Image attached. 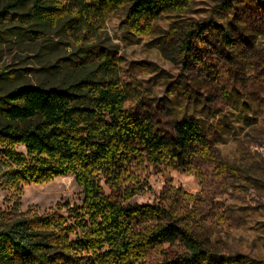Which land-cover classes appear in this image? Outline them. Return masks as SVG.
I'll return each mask as SVG.
<instances>
[{"label": "rangeland", "instance_id": "rangeland-1", "mask_svg": "<svg viewBox=\"0 0 264 264\" xmlns=\"http://www.w3.org/2000/svg\"><path fill=\"white\" fill-rule=\"evenodd\" d=\"M139 23L114 9L96 32V44L115 54L124 109L166 139L176 122L194 120L209 156L196 157L189 171L147 166L146 186L128 203L161 201L211 252L264 260V4L167 0L157 18ZM33 30L0 17V96L23 84L91 77L93 67L62 66L76 49L71 40L54 29L35 38ZM17 196L21 212L43 213L57 203L80 205L83 193L72 175L25 185L19 194L0 188V212L11 211ZM158 259L149 252L144 263Z\"/></svg>", "mask_w": 264, "mask_h": 264}, {"label": "trees", "instance_id": "trees-1", "mask_svg": "<svg viewBox=\"0 0 264 264\" xmlns=\"http://www.w3.org/2000/svg\"><path fill=\"white\" fill-rule=\"evenodd\" d=\"M264 4V0H260ZM167 0H6L0 17L31 23L38 38L56 30L76 48L62 66L93 67L91 77L58 86L19 85L0 96V188L72 175L80 205L47 212H0V264H264L245 255L211 252L163 202L129 204L146 186L141 172L171 164L190 170L209 156L200 126L181 119L169 139L125 109L115 54L96 44L109 12L122 9L132 26L157 18ZM12 76L4 78L12 79ZM22 147V151L17 148ZM103 185L109 193L103 190Z\"/></svg>", "mask_w": 264, "mask_h": 264}]
</instances>
